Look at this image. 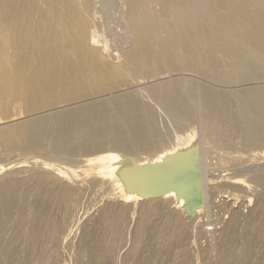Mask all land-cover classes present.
I'll return each instance as SVG.
<instances>
[{"label":"bare ground","instance_id":"bare-ground-1","mask_svg":"<svg viewBox=\"0 0 264 264\" xmlns=\"http://www.w3.org/2000/svg\"><path fill=\"white\" fill-rule=\"evenodd\" d=\"M113 3L112 0H0V145L9 152L22 154L23 150L43 151L46 158L69 157L81 150L105 151L83 159L82 167L98 163L95 176L108 180L117 191L120 202L131 204L125 209L119 205L117 210L111 207L102 209L97 218L98 232L91 233V238L83 243L90 255L89 264L113 262L116 243L125 238L122 224L131 207L133 213L129 214L136 213V223L127 255L143 256V264H162L167 263L165 259L169 257L172 245L181 249L188 237L194 238L193 242L204 235L206 228L203 225L196 227V224L204 207H210L209 199L214 196L215 189L218 188L219 193H225V188L246 192L244 187L250 190L247 181L264 188V164L261 167L255 163V166L231 173L218 171V174H212L207 169L216 161L211 157L209 160L213 162H205L202 149L198 153L201 200L195 198L193 216L184 210L185 191L173 190L152 196L128 182L129 173L135 171L134 166L137 170L148 169V163L168 166L169 161L183 153L190 157L192 147L183 141L192 136L189 125L198 116L203 134L216 146L229 145L220 138L219 132L231 107L234 108L229 117L232 130L241 133L243 146L264 142V85L254 84L224 92L181 76L193 72L198 77L228 86L261 78L264 74V0H117L115 4L120 11L115 9L126 20L124 27L132 37L128 40L130 43L127 41V48L120 50L121 62H118L117 54L114 57L116 62L107 59L108 51L97 37V20L104 13L110 14ZM154 4L158 5V10ZM121 68L134 78L155 81L145 86L136 81L134 86L137 88L128 89L130 82L120 76ZM176 74L180 77H172ZM165 77L169 78L162 79ZM103 83L110 86L108 91L118 90V93L88 100L104 93L98 86ZM145 98L149 100L146 102ZM18 104L24 114L45 112L17 120L18 114L10 113V108ZM168 132L173 133V142L165 146L169 141L165 140ZM134 150H144L151 155L139 158L127 153ZM112 151H120L130 158H122L121 154L110 153ZM35 160L36 164L38 159ZM52 166L39 169L42 173L38 170L39 176L22 193L19 191L21 183L14 177L16 182L8 181L6 176L7 181H0V264H50L48 243L58 241L56 228L67 222L72 204L76 203L74 200L84 192V189H71L65 183L64 188L56 190L54 180L77 181L86 176L85 168L81 171L70 165L54 166L51 171ZM49 175L54 180L48 181ZM91 177L88 179L93 181ZM28 178L31 181V177ZM25 183L23 189L28 187ZM30 196L32 200H28ZM54 205L62 212L60 222L50 213V207ZM214 205L219 207L217 203ZM251 212L240 233L236 231V225L241 215L236 210L232 213L229 222L223 226L218 259L214 264H264L262 198L258 197ZM184 217L188 218V224ZM10 220L14 222L13 233L9 241L4 242L2 232ZM61 241L63 244L64 240ZM163 252L166 256L161 258ZM178 254L181 256L180 252ZM186 254L182 255L185 257L183 263L190 264L192 255L189 258Z\"/></svg>","mask_w":264,"mask_h":264},{"label":"rangeland","instance_id":"rangeland-1","mask_svg":"<svg viewBox=\"0 0 264 264\" xmlns=\"http://www.w3.org/2000/svg\"><path fill=\"white\" fill-rule=\"evenodd\" d=\"M112 1L114 2L113 4L115 5V7H113L114 5L111 6L110 14L104 13V15L102 17H100V19L97 20L98 21L97 22L98 27L96 26L98 28L97 37L100 40V42H102L105 45V48L108 51V53L106 52L107 53V59L109 61L116 62L115 59H114V57L117 54L116 55L118 57L117 60H118V62H121V60L123 59L122 54H121V51H122V49L124 50L125 48H127L128 44L130 43V41H128V40H131L132 37H131V34L129 33V30H127V27L126 28L124 27L125 24H126V20L124 19V17L120 16V14H121L119 12L120 11V7H116L117 0H115V1L112 0ZM117 6H119V5H117ZM154 7L156 8V10H158V8H159L157 4H154ZM103 8H105V6ZM115 8H118L119 11H116L117 9H115ZM122 10L123 9H121V11ZM95 41H97V38L95 39ZM119 72L121 74L120 76L122 78H125L124 80H127L128 79V81L130 82V87L127 86V87H129L128 89H136L137 87L135 88V86H134L136 84L135 83L136 81L137 82H140L142 84V85L140 84L141 86H145V85H147L149 83H153L155 81V80H152L151 78H142V77H141V79H140V77L139 78H134V77L131 76V74L128 71H126L123 68H121ZM181 76L188 77V78H192V80H194L195 83H200L201 85L204 84V86H208V87L213 88L215 90H220V91H224V92L231 91V89L242 88V87H246V86H250V85H254V84L264 85V74L262 75L261 78H259L257 80H254L251 83L250 82H248V83H239L237 85L234 84L233 86H230V85L228 86V85L220 84L219 82L210 81L209 79L204 78V77H198L199 75H197V74H195L193 72L185 73V74H182ZM172 77H180V75L179 74H176V75H173ZM168 78L165 77V78H162V79H168ZM143 79H144V81H143ZM98 86L101 88L100 91H103L104 93H102L100 95H97V96H92L88 100L102 99V98L109 97L111 95H114V94H117L118 93V90L108 91L109 88H110V86H107V84H105V83L99 84ZM131 86H132V88H131ZM128 89L126 88L125 90H128ZM88 100H85V101H88ZM147 100H149V99H147V98L144 99V101H146V102H147ZM150 103L153 104V100ZM154 105H155V102H154ZM10 109H12V112H10V113H17L18 114L16 116V118H18L17 120H21L23 118H28V117L36 116L38 114H42L43 112H45V111H43V112H39V113L38 112H35L34 114H26V113L24 114L23 111H22L23 108L22 107L20 108L19 107V104L18 105H15L13 108H10ZM50 110L52 111L53 109H49V111ZM47 111L48 110H46V112ZM233 112H234V108L231 107V109H229V111H228V116L225 117V118H223V120H222V128H221V130L219 132L220 138H222L223 141H228L229 142V145L228 146H220V147H219V145L216 146L213 142H211L209 140V138L206 135L203 134V131L201 130V125H200L201 124V118H200V116H198L195 119V121H193V124L189 125V127H190L189 129H191L193 131L192 132V136L191 137H188L185 141H183V144H186V146L188 145V146H190L192 148L195 145H197V147H198V153L200 152V149H202V153L204 155L205 162H208L209 163V162L216 161V162H213L214 163L213 164L214 167H213V165H211L207 169L208 172L211 170L212 172L211 171L210 172L212 174H214V173L215 174L216 173L218 174L220 171L222 173H225L226 171L229 172V173H231L233 171H238V169L241 170V168H243V167L246 168V167L255 166L256 165L255 163H257L256 166H261V167L263 166L262 164H264V144H263L264 142H261L260 144H257L256 146H243L242 140H241V138H242L241 137V133L238 132V131H235L234 129L232 130V125H231L232 122L230 121V118L229 117H230V114H232ZM19 113H21V114H19ZM172 134H173L172 132H168L167 135L165 136L166 142L169 140L166 143L167 145L165 144V146H168V145L171 144L170 142H173V138H171V137H173ZM200 134H201V136H199ZM168 136L170 137V139H169ZM226 139H228V140H226ZM2 148H4V146L2 147V145H0V167L2 166L1 167V170H0V177H2V178H0L1 179L0 181H7L6 179H8V181H12L13 182V181H15L14 180V178H15L17 182H20L21 183V186H20L21 189H19V191L21 193L24 190L28 189L29 186L30 187L32 186V183L31 182H34V180L39 176V174H37L38 170L41 169V168L44 169L45 167H48V165H50V166L54 165V166H57V167H69V165H70L72 167H76V168L78 167L77 169H80V170L82 168H85L86 169V171H85L86 172V176L83 175L82 178L80 179L81 181L80 180H77V181L76 180L75 181H67V182L66 181H62L61 182L59 180H56L55 181L49 175L50 176V179L48 181L54 180L55 185L57 184L55 186L56 187V190H60V189L64 188L62 185L65 183L64 185L68 186L71 189L72 188L73 189L76 188L77 190L84 189V192L80 193V195H79L80 197L82 196L83 199L78 196V197H76L77 200L76 199L74 200V201H76V203L73 201L75 205L72 204V208H71V211H70V216H69V219L67 220V222L64 223L65 225L62 223L60 226H58L56 228V230H55V233H56L55 236L58 238V241L55 242V243H53V244H52V242L51 243H48L49 245H48V249H47V258L49 259L50 264H55V263L56 264H58V263L59 264H89V257H90V255L88 253V250L83 247V243L86 242V241H88L91 238V235L92 234H96L98 232L97 218H99L100 214L103 212L104 208H106V207H111L114 210H117L120 207L122 209L123 208L125 209L127 207L126 205L131 204V203H128L127 204V203L120 202L119 195H118L117 191L114 190V188L111 185H109L108 180H104L103 181L100 178L98 179L95 176V172L98 170V166H99L98 163H92V164H89L88 166L82 167L83 164H82L81 161L83 159L88 158V157H92L94 155L103 153L105 151H100V152L99 151H97V152L94 151L93 152V151L81 150V151H78V153L77 152L72 153L71 156H69V157L57 156L55 158H46V156L44 155V152L43 151L40 152V151H24L23 150L24 154H22L19 151H15V152L14 151H11V152H9L8 149L4 148V150H3ZM20 151H22V150H20ZM143 151L144 150H139V151L138 150H136V151L134 150L133 152H127V153L130 154L131 156L134 155V157L136 155H138L137 157H139V158H143V156L146 157V155H148V156L151 155V154H149V152H147V151H144L143 152ZM13 152L15 153V155H14ZM18 153H20L23 157L20 154H18ZM87 153L89 155H87ZM106 153H108V152H106ZM110 153L121 154L122 155L121 156L122 158L123 157H126V159H129L130 158L129 155H127V154L125 155V153L122 154V152H120V151H117V152L112 151ZM39 155H40V157H39ZM42 155H44V156H42ZM209 158H211L213 161L211 159H210L211 160L210 161ZM35 159L36 160L38 159V160L36 161ZM39 159L40 160L43 159V161L42 160L39 161ZM25 160L26 161L27 160H30V163H33L34 160H35L36 161V164H35V162H34V164H30V163H28L29 161L26 162ZM31 160H33V161H31ZM71 160H73V161H71ZM44 161H46V162H44ZM37 162H38V165H37ZM10 163H11V165H9ZM17 163L19 165H21V166H19ZM25 163H26V165H25ZM77 163H79V166H78ZM249 163H250V165H249ZM1 164H3L4 167ZM5 164L8 165L9 168ZM12 164H13V166L15 164L17 166L15 165L14 167H12ZM57 164H59V165H57ZM224 164H227V165H224ZM23 166H27V167H23ZM54 166H52L50 168L51 171L55 169ZM220 166H223V167H221L223 170L220 168ZM225 166H226L227 169H225ZM237 166H239V167H237ZM34 167H35V170H34ZM236 167H237V169H236ZM2 168H4L5 170H3ZM29 170L31 172H29ZM32 170H33V172H32ZM214 170H215V172H214ZM8 171H9V173H8ZM13 171H14V173H13ZM39 171H40L39 173L41 174L42 173L41 170H39ZM87 174H88V176H87ZM4 176H6L7 178L4 177ZM29 176L33 179V181H32L31 178H30L31 181H29V178H28ZM91 176H93V181H92V179H88V178H92ZM227 176H229V175H227ZM4 178H6V179H4ZM83 179L84 180L86 179V181H84ZM24 181L27 182V183H25ZM28 182H30V183L28 184ZM72 182H73V186H71L72 185ZM83 182H86L87 183V187H86V183H83ZM102 182H105L104 184H106V185H104ZM247 182L250 183V190H248L249 187H244V189L248 193L244 192L243 190L240 191L238 189L234 190V189H229V188H225V190H224L225 193H219L218 188L215 189L214 190L215 192H213V194H214L215 197L212 195V193H210V195H212L214 197V198L211 197L212 200L209 199L210 200V202H209L210 207L209 208H206V206L204 207V210H202V217L199 219V222L196 224V227L197 226H200V225H203L204 226V229L206 228L205 229L206 231H205L204 235H201V238H200V236L197 237V239L194 240L195 242L194 241L192 242V240L194 238L189 239V237H188L187 240H189L188 241L189 242L188 246L190 245L189 247L187 246V243H188L187 240H186V245H184L183 247L180 246L181 249L180 248L178 249V247H179L178 245H175L176 247L178 246L177 248L174 245H172L171 246V249L168 251L169 252L168 253V256L169 257H167L165 259V260H167V263L166 262L165 263L162 262V264H177V263L178 264H184L183 262H184L185 257L182 256V255L183 254H186V253H187L186 255L189 258L192 255V257L190 259V264H191L192 261H193L192 264H205V261L204 260H206V264H210V263L211 264H214V261L216 262V259H218V251L217 250H218V246L220 245L219 242L222 241V238H221L220 235H221V232H222V230L224 228L223 226H225L226 223L229 222V220L232 217V213L236 210V212L239 215H241L240 218H239L240 221L238 220L237 225H236V231L238 233H240V232H242L244 230L245 225L247 223L246 221L250 217V215L252 213L251 212L252 207L254 206L256 200H258V197H259V199L262 198V200L264 201V198H263L264 197V193H262V192H264V188H262L260 186H257V185L255 186L253 182H250V181H247ZM24 183L26 184V186H28V187H25V189H23L24 186H25ZM222 183L223 182H218V184H222ZM22 185H23V188H22ZM80 185H83L84 187L83 186H80ZM91 185H93V186H91ZM94 186H95V188H93ZM60 187H62V188H60ZM257 187H259L258 188L259 190H257ZM90 188H92V189H90ZM96 188L98 190L100 189V191H98ZM260 188H262V189H260ZM88 189L90 190V195H91V192H94V194L92 193V195H91V196H93V198L89 195V190ZM101 189H102V192H103L104 195L101 193ZM103 189H104V191H103ZM108 189L109 190L111 189V190L109 191ZM95 190H96L97 193H95ZM35 191H38V190H35ZM86 191H87V193H86ZM105 191H106V193H104ZM226 191H227V193H226ZM257 191H259V194L260 195H263V196H259V194H258ZM98 192H100V194ZM32 193H34V192L32 191ZM84 193H85V195H84ZM86 194H88V195H86ZM95 194H98V195H95ZM111 194H112L113 197L111 196ZM232 194H233L234 197L232 196ZM94 195H95V198L96 199L94 198ZM227 195H229L227 198L224 197V196H227ZM88 198L94 199L97 202L94 201V203H93V200L90 201V200H88ZM30 199L32 200L33 198L30 196L28 198V200H30ZM99 199L100 200L102 199V200L100 201ZM221 199H224V202ZM232 199H234V200H232ZM249 199H250V201H249ZM213 200H214V202H213ZM219 200H221V201L219 202ZM230 200H231V202H229ZM117 201L119 203H117ZM244 202H246V203H244ZM82 203H83V205H82ZM116 203H117V207H116ZM121 203H122V205H121ZM212 203H214V204L217 203V204H219V207L220 206L221 207L219 208L217 205H214ZM91 204H93V205H91ZM50 209H51L50 210V213L52 214V216L54 218L56 217L55 219H57V221L60 222L61 221V218H62V215H61L62 212H61V210L59 208H57L55 205L53 207L51 206ZM75 209H76V211H75ZM132 210H133L132 207L128 210L130 212H128L126 210L127 211L126 215L127 216L129 215V216L128 217L126 216L125 223L123 222V224H122L123 225V228L125 227L123 229V233H124V237L125 238H124L123 241L122 240L121 241L118 240L117 243H116V246L114 244V246L116 248V251H115V254H114V258H112V261L113 262H111V264H116V263L117 264H143V262H142L143 256H141V255H137V256L136 255H132L134 257H132V256L129 257L130 255L129 256L127 255L128 251H129V248L131 246V243H132V241H131L132 239L131 238H132V233H133L134 226H135V223H136L135 222L136 221V213L133 216H132V214H129V213H133ZM134 210H135V212L137 211L136 208ZM52 211H53V213H52ZM72 211H74V212H72ZM73 213L74 214L76 213V214L74 215ZM58 214H59V216H58ZM15 215L16 214L13 215L14 217L12 218V220H14ZM72 218H75V219L73 220ZM186 218L187 217H184L183 219H185L186 221L185 220L184 221L186 222V224H188L189 223L188 220H187L188 218L187 219ZM78 219H79V221H78ZM134 219H135V221H134ZM12 220H10V221H12ZM127 220L129 222H127ZM10 221H8V224H10V225L8 226V224H7L5 226L3 232H2L3 233V237H5L7 239L6 240L4 238V242L9 241V239L12 236V233H13L12 232V224L14 222L13 221L10 222ZM76 222H78V224ZM7 226H8V228H7ZM242 227H243V229H242ZM62 229L64 230V233L67 236H64L65 234L63 233V231H61ZM7 231H9V232H7ZM60 234L61 235L64 234L63 235L64 237L61 236ZM62 237H63V239H62ZM126 237H128L127 238L128 240L126 239ZM220 238H221V240H220ZM65 239H66L67 242L65 241ZM61 240H64L65 243L63 241V244H62V241ZM191 243H192L193 246H191ZM217 243H218V245H217ZM60 245H61V247H60ZM124 245H125V247H124ZM117 246H119V247H117ZM214 246H216V247H214ZM210 247H214V248H210ZM187 248L188 249H191L192 248V249L189 251ZM203 248H204V251H203ZM120 249H122V250H120ZM205 250H206V253H205ZM185 251H187V252H185ZM201 251H202V253H201ZM166 252H167V250H166ZM179 252L181 253V256L178 254ZM189 252H190V254H189ZM116 254H118V255L116 256ZM177 254H178L179 257L176 256ZM194 254H195V256H194ZM198 255H199V257H198ZM138 256H140V257H138ZM165 256H166V253L163 252L161 254V258H164ZM117 257L119 259H117ZM182 257H184V258H182ZM126 258H128V259H126ZM176 258L177 259L179 258V259L177 260ZM56 260H57V262H55ZM173 260H175V261H173ZM177 261H179V262H177Z\"/></svg>","mask_w":264,"mask_h":264},{"label":"water","instance_id":"water-1","mask_svg":"<svg viewBox=\"0 0 264 264\" xmlns=\"http://www.w3.org/2000/svg\"><path fill=\"white\" fill-rule=\"evenodd\" d=\"M193 154L186 157L187 153L179 155L175 160L169 161L168 166L151 165L130 172L128 182L130 185L143 190L146 195L161 196L169 191L184 192V210L189 216L194 215L195 198L201 200L200 167L198 147L192 148ZM168 162V163H169ZM146 165V166H147ZM133 166V165H132ZM144 166V167H146ZM145 196V195H144Z\"/></svg>","mask_w":264,"mask_h":264}]
</instances>
